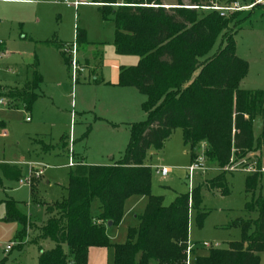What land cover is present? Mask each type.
Segmentation results:
<instances>
[{"label": "trees", "instance_id": "obj_1", "mask_svg": "<svg viewBox=\"0 0 264 264\" xmlns=\"http://www.w3.org/2000/svg\"><path fill=\"white\" fill-rule=\"evenodd\" d=\"M211 1L215 0L165 7L160 0H95L102 3L101 18L113 23L115 52L138 56L136 65L119 69L118 83L146 97V118L132 124L120 160L106 165L79 161L71 166L66 196L46 205L48 218L37 227L39 239L54 243L49 249L38 248V264H87L90 247H111L112 264H184L189 210L197 211L198 223L205 215L199 207V191L192 189L164 205L160 196L150 192V169L144 164L147 150L160 149L175 125L182 130L191 161L194 147L204 143L205 161L220 169L231 157L264 146V124L259 136L252 130L256 112L264 109V93L251 97L241 88L247 64L235 54L233 35L227 33L231 22L241 20L232 14L241 10L220 16L201 8ZM73 43L76 51L87 44L77 30ZM64 58L68 65L69 56ZM38 83L37 77L29 82L32 89ZM5 97L18 98L29 108L36 95L20 89ZM225 173L219 171L207 186L227 194ZM244 191L245 211L257 215L239 221L241 240L230 242L227 249L210 247L205 255L195 257L194 264L258 263L259 253L264 252V176L247 174ZM129 197H144V210L134 216L136 224L128 226L125 242L112 243L106 235L107 223H119ZM93 199L98 201L95 217L90 213ZM3 202L4 220L17 222V236H25L33 223L15 201Z\"/></svg>", "mask_w": 264, "mask_h": 264}, {"label": "rangeland", "instance_id": "obj_2", "mask_svg": "<svg viewBox=\"0 0 264 264\" xmlns=\"http://www.w3.org/2000/svg\"><path fill=\"white\" fill-rule=\"evenodd\" d=\"M237 1L252 6L232 14L241 20L235 25L231 22L227 33L233 35L235 54L247 64L241 88L254 97L264 93V0ZM254 1L260 4L254 5ZM77 27L95 42L88 50L94 48L99 55L89 58L86 65L82 53L76 51L74 67L72 57L62 51V46H71ZM112 36L113 23L101 18L97 5L80 3L75 9L53 0H0V39L5 42L8 53L0 66L17 71L28 67L40 72L44 82L41 88L44 96L29 108L19 106L21 100L18 98L4 97L7 105L13 108L0 113L5 122L0 126V132L5 131L4 136L0 135V245L10 241L18 243L6 256L0 250V264H38L39 246L44 249L54 246L52 241L38 238L37 227L48 218L46 205L62 200L67 194L71 169L67 165L69 155L74 163L104 165L118 161L129 141L132 124L146 118L143 109L146 97L135 88L118 83L119 69L136 65L138 56L117 54L110 41ZM97 41L102 43L98 45ZM56 42L62 44L60 48L53 46ZM64 56H69L68 65ZM96 67L103 78L111 74V83L93 79L91 72L94 73ZM14 82L16 84L4 88V94L30 89L26 83L22 87L18 81ZM249 108L252 110V106ZM256 113L252 123L255 137L263 129L264 109ZM25 117H29V121ZM203 148L204 143L197 144L192 153L200 155ZM249 152L254 153L253 158H263L264 146ZM190 161L189 147L184 144L182 130L177 125L162 147L148 149L144 159L150 169V192L160 196L164 205L192 189L199 191V207L205 215L198 223L197 211L190 209L188 218V242L192 248L188 261L194 264L195 257L205 255L210 248L202 243L227 249L230 242L242 238L239 221L254 219L257 213L245 211L247 174L232 169L238 158H233L228 169L205 161L206 169L194 171L191 183L186 170ZM157 166L168 167L170 171L161 177L155 173ZM31 169H40V175L34 176ZM219 171L226 172L227 194L206 184ZM9 198L35 225L25 236H17L20 229L17 222L4 220L3 201ZM145 202L144 197L126 199L119 223L106 226L110 242H125L127 228L136 224L134 215L143 212ZM98 212V201L93 199L90 213L95 217ZM63 248L66 250L65 245ZM112 256L110 248L108 264H112ZM149 264L157 263L150 261ZM257 264H264V252L259 253Z\"/></svg>", "mask_w": 264, "mask_h": 264}, {"label": "built area", "instance_id": "obj_3", "mask_svg": "<svg viewBox=\"0 0 264 264\" xmlns=\"http://www.w3.org/2000/svg\"><path fill=\"white\" fill-rule=\"evenodd\" d=\"M56 2H61L67 7H74L76 8L80 2L77 0H54ZM252 6V4H247V5H242L239 3L237 0H231V1H225L223 3L217 2V1H211L209 5H203L201 6L202 9H210V10H215L219 13L220 16H226L232 12L239 11V10H245L248 9ZM190 8H197V6H186ZM0 44H2L0 40ZM68 47H71V49H68ZM62 51L68 52L72 57V63L74 64L75 67V54H76V46L75 43H72L71 46L68 45H63L62 46ZM6 55V50L5 49H0V59ZM0 106H7V102L5 101L4 97L0 96ZM26 120H29L27 117ZM0 135L4 136L5 131H1ZM254 154L253 152L246 153L244 156L238 158V162L232 167L237 171H241L246 174H257V175H262L264 176V157L261 158L259 156L253 158L251 155ZM233 157H231L229 164H227L224 168L228 169V166L232 163ZM75 163L69 155L68 158V166H73ZM206 169L205 165V158L203 155V149L201 150L200 155H196L195 158L187 165L186 170H187V176L189 179V182L191 183V178L192 174L194 171H203ZM170 169L165 166H157L155 167V173L160 175L161 177H165ZM40 169L37 170H30V173L34 174V176H39L40 175ZM19 183H23L22 180H19ZM18 243L15 242H6L0 245V250L4 256H6L12 248L17 245ZM202 246L205 247H213L210 244L207 243H202ZM192 248L189 242L187 241L186 248H185V260L184 264H189L188 261V254L191 252Z\"/></svg>", "mask_w": 264, "mask_h": 264}, {"label": "crops", "instance_id": "obj_4", "mask_svg": "<svg viewBox=\"0 0 264 264\" xmlns=\"http://www.w3.org/2000/svg\"><path fill=\"white\" fill-rule=\"evenodd\" d=\"M54 1V0H53ZM78 1V0H77ZM118 1V3H122L124 2V0H116ZM187 0H172V1H166V0H160V2L162 3L163 6L165 7H171V6H176L177 3H182V4H186ZM223 3L225 2V0H217V2ZM56 2V1H54ZM80 2V1H79ZM61 3V2H60ZM80 3H88V4H93V5H97L98 8L102 5V3H97L95 2V0H91V1H82ZM63 4V3H62ZM67 7V6H66ZM78 7V6H77ZM77 7L75 9H77ZM74 8V7H73ZM76 30L81 33L82 35V39L87 43L85 45H79L78 46V53L81 52L82 53V57L84 58V64L88 65L89 63V58H98V53L96 51H93L94 48L92 50H88L89 48L91 49L90 46H92V44H95V42L91 39H89L86 35V32L84 30H81L80 28H76ZM75 30V31H76ZM24 37V36H22ZM2 44H0V49H5V42L0 39ZM111 44L113 45V36L111 38ZM102 42H96V44H101ZM62 44L60 43H54L53 46H55L56 48H59ZM114 47V46H113ZM6 50V49H5ZM93 53H95L96 55H94ZM7 51H6V55L4 57H2L0 59V61L4 58H6L7 56ZM90 71V68H89ZM98 69L97 67L95 68V72L92 73L91 71V75H93V79L96 80L97 78L102 81L103 83H111L110 81H112L111 79V74L108 76V78H103V73L101 74L100 72H97ZM9 72H12L13 74H11V76L8 74ZM35 77H37L39 79V83H38V87L36 89H32L31 85L29 84V82L34 79ZM101 77V78H100ZM110 79V80H108ZM14 81H18V85H23L26 83L28 86H30V89H24L25 91L31 92V93H35L36 97L35 99L31 102V104L38 98H41L42 96H44L43 91H42V86L44 84L43 82V76L40 74V72L38 71H33L31 69H29L28 67L22 68L20 71L17 70H12L9 68H2V66H0V96L5 97V94L3 93L4 88L6 86L10 87L11 84H16ZM23 81V83H22ZM97 81V80H96ZM21 83V84H20ZM22 89V88H21ZM12 99V98H11ZM15 103V102H14ZM13 103V104H14ZM8 106V105H7ZM0 106V113L1 112H5V110H9L11 108H13L12 106ZM19 106L24 107V104L21 102V104ZM31 106V105H30ZM15 108V107H14ZM27 117H25L26 120ZM29 118V117H28ZM29 121V120H27ZM5 122L4 120L0 117V126H4ZM1 133V132H0ZM2 136V135H1ZM191 162V161H190ZM85 163V162H84ZM111 164V163H108ZM145 164V162H144ZM106 165V164H104ZM32 170V169H31ZM135 198V197H134ZM137 198H141V197H137ZM135 216V215H134ZM35 227V225H34ZM32 229V228H31ZM30 230V229H29ZM20 237V236H18ZM41 247V246H39ZM14 248V247H13ZM22 248V247H21ZM42 248V247H41ZM111 247H90L88 249V253H87V264H108V250ZM44 249V248H42ZM112 249V248H111ZM113 257V256H112ZM150 263V262H149Z\"/></svg>", "mask_w": 264, "mask_h": 264}, {"label": "water", "instance_id": "obj_5", "mask_svg": "<svg viewBox=\"0 0 264 264\" xmlns=\"http://www.w3.org/2000/svg\"><path fill=\"white\" fill-rule=\"evenodd\" d=\"M255 4H260V1H254V5H255ZM110 225H111V222H108V223H107V226H110Z\"/></svg>", "mask_w": 264, "mask_h": 264}]
</instances>
